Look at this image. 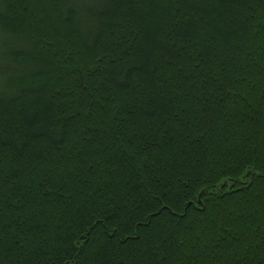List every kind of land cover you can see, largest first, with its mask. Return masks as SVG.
I'll return each instance as SVG.
<instances>
[{"label":"trees","instance_id":"16d2710c","mask_svg":"<svg viewBox=\"0 0 264 264\" xmlns=\"http://www.w3.org/2000/svg\"><path fill=\"white\" fill-rule=\"evenodd\" d=\"M0 264H264V0H0Z\"/></svg>","mask_w":264,"mask_h":264}]
</instances>
